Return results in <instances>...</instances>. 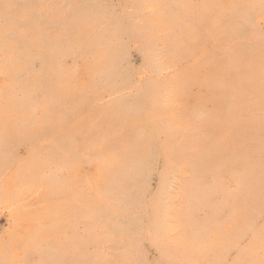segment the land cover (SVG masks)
I'll list each match as a JSON object with an SVG mask.
<instances>
[{
  "label": "rangeland",
  "instance_id": "rangeland-1",
  "mask_svg": "<svg viewBox=\"0 0 264 264\" xmlns=\"http://www.w3.org/2000/svg\"><path fill=\"white\" fill-rule=\"evenodd\" d=\"M0 264H264V0H0Z\"/></svg>",
  "mask_w": 264,
  "mask_h": 264
}]
</instances>
